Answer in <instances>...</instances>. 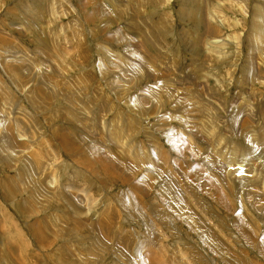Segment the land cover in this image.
Listing matches in <instances>:
<instances>
[{
    "label": "rangeland",
    "instance_id": "rangeland-1",
    "mask_svg": "<svg viewBox=\"0 0 264 264\" xmlns=\"http://www.w3.org/2000/svg\"><path fill=\"white\" fill-rule=\"evenodd\" d=\"M0 264H264V0H0Z\"/></svg>",
    "mask_w": 264,
    "mask_h": 264
},
{
    "label": "bare ground",
    "instance_id": "bare-ground-1",
    "mask_svg": "<svg viewBox=\"0 0 264 264\" xmlns=\"http://www.w3.org/2000/svg\"><path fill=\"white\" fill-rule=\"evenodd\" d=\"M16 246V245H15ZM7 248V247H6Z\"/></svg>",
    "mask_w": 264,
    "mask_h": 264
}]
</instances>
